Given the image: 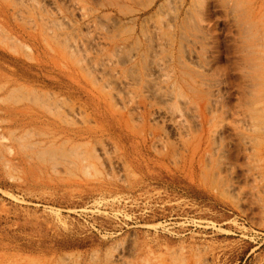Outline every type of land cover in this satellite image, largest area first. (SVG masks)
<instances>
[{"label":"rangeland","instance_id":"rangeland-1","mask_svg":"<svg viewBox=\"0 0 264 264\" xmlns=\"http://www.w3.org/2000/svg\"><path fill=\"white\" fill-rule=\"evenodd\" d=\"M0 264H264V0H0Z\"/></svg>","mask_w":264,"mask_h":264}]
</instances>
